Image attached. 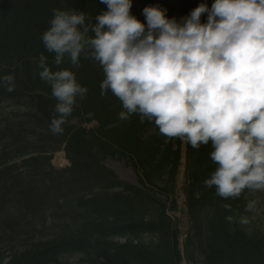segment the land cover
I'll return each mask as SVG.
<instances>
[{
  "label": "trees",
  "instance_id": "obj_1",
  "mask_svg": "<svg viewBox=\"0 0 264 264\" xmlns=\"http://www.w3.org/2000/svg\"><path fill=\"white\" fill-rule=\"evenodd\" d=\"M181 8L164 0H133L132 14L144 20L143 9L159 5L169 17L187 15L201 0H180ZM210 3L213 0H209ZM83 11L94 17L106 10L100 0H0V78L14 77V91L0 86V102L29 109L25 122L15 114L0 132V264H181L180 230L169 203L177 209L175 178L183 141L161 135L138 116L118 119L120 101L101 94L105 78L99 64L83 55L73 67L87 94L77 98L64 131L53 134L56 115L52 89L40 79L39 58L54 64L41 39L54 9ZM97 120L87 130L84 121ZM76 124H73L76 121ZM65 150L71 166L50 163L54 151ZM187 146L189 231L184 242L190 264H264V225H241L226 219L247 216L249 200L262 193L245 192L224 200L204 185L215 164L210 146ZM119 156L132 163L140 186L119 180L103 160ZM120 188V190H115ZM169 202V203H168ZM230 204L231 210L223 205Z\"/></svg>",
  "mask_w": 264,
  "mask_h": 264
},
{
  "label": "clouds",
  "instance_id": "obj_2",
  "mask_svg": "<svg viewBox=\"0 0 264 264\" xmlns=\"http://www.w3.org/2000/svg\"><path fill=\"white\" fill-rule=\"evenodd\" d=\"M100 2L106 10L94 19L54 9L42 34L58 69L40 56V79L57 101L52 133H63L77 98L88 92L74 71L59 68L65 60L78 67L83 55L102 68L101 94L120 101L119 120L136 115L169 139L210 146L216 167L204 185L218 197L264 193V0H204L180 18L149 5L144 20L132 14L133 0ZM0 86L14 91V77L3 76ZM245 210L264 208L249 200ZM226 219L249 223L247 216Z\"/></svg>",
  "mask_w": 264,
  "mask_h": 264
},
{
  "label": "rangeland",
  "instance_id": "obj_3",
  "mask_svg": "<svg viewBox=\"0 0 264 264\" xmlns=\"http://www.w3.org/2000/svg\"><path fill=\"white\" fill-rule=\"evenodd\" d=\"M14 110V111H13ZM25 109L17 107L13 102L7 101V102H0V132H2L5 128V125L8 121L15 122L18 119L14 118L15 114H20V116L24 117L21 118L23 121L30 122L32 117H29L32 114L23 115L25 113ZM93 123H88V126L91 127ZM63 153V152H62ZM105 165L116 171L119 175V180L121 181H127L132 184H137V171L133 169L132 164L127 159H120L118 157H111L104 160ZM54 163H56L59 167H65L69 164L68 160L62 159V162H59L58 159L54 160ZM185 164H186V157L185 154L183 156L182 164L180 165V173L177 176V185H176V199L179 203L178 210H170L168 211V214H171L175 217L177 220V225H179V228L181 230L182 236L186 234L188 230V214H187V206L185 202V193L183 191V188L185 186ZM257 201V208L261 209L264 208V193H262L261 197L255 198ZM170 207V205H169ZM249 223L255 224L256 226L264 225V211L256 212V214L252 217H250ZM184 239V238H183ZM182 264H187V262L184 261Z\"/></svg>",
  "mask_w": 264,
  "mask_h": 264
}]
</instances>
